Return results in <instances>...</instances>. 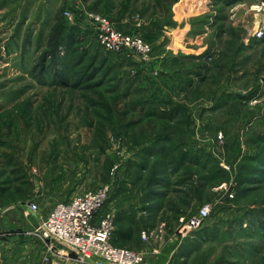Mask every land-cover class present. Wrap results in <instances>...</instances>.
<instances>
[{
	"label": "rangeland",
	"instance_id": "rangeland-1",
	"mask_svg": "<svg viewBox=\"0 0 264 264\" xmlns=\"http://www.w3.org/2000/svg\"><path fill=\"white\" fill-rule=\"evenodd\" d=\"M256 3L0 0V209L109 187L101 214L115 231L130 209L158 256L172 239L179 264H264ZM88 13L140 39L147 58L108 49ZM114 245L145 263L135 242Z\"/></svg>",
	"mask_w": 264,
	"mask_h": 264
},
{
	"label": "built area",
	"instance_id": "built-area-1",
	"mask_svg": "<svg viewBox=\"0 0 264 264\" xmlns=\"http://www.w3.org/2000/svg\"><path fill=\"white\" fill-rule=\"evenodd\" d=\"M253 11L260 15V19L252 36L262 39L264 0H257ZM87 19L94 26L100 42L108 49L120 51L135 48L143 59L147 58L149 48L140 39L133 40L129 36L115 32L109 20L100 14L88 13ZM109 193V187H103L59 201L38 226L27 234L35 241L43 243L46 250L51 253L55 243L63 244L81 264H142L141 253L117 247L112 243L113 217L109 212L101 214ZM28 210L36 214L39 209L35 203H29ZM209 211L208 206L201 209L199 216L193 217L191 222L198 225L209 215ZM143 237L146 235L143 234ZM50 264L59 263L51 261Z\"/></svg>",
	"mask_w": 264,
	"mask_h": 264
},
{
	"label": "crops",
	"instance_id": "crops-1",
	"mask_svg": "<svg viewBox=\"0 0 264 264\" xmlns=\"http://www.w3.org/2000/svg\"><path fill=\"white\" fill-rule=\"evenodd\" d=\"M74 193L75 192L72 191L71 195L73 196ZM69 194V191H67L64 194L59 195L63 198L60 199L61 197L55 194L41 193L36 196H32L29 199H24L25 202L21 203L22 205L20 206L1 205L2 209L0 210V264H50L51 261L58 262L59 264H81L74 258V254L69 251L63 244L55 243V246L53 245L54 251L51 253L46 250V246L43 243L35 241L32 237L27 234V232L34 230L38 226L41 220L47 216L49 211L57 202H59V200L63 201L73 198L72 196L67 197L68 199L64 198ZM159 194L162 195L163 192ZM35 201H51V204H36L39 210L38 213L34 214L28 210V204L34 203ZM145 211L147 216L144 217H155L159 213V210L158 212H150L149 210L145 209ZM124 213V222L121 224L116 223L115 231H113V244L114 241L122 242L125 244L135 242L137 246L139 245V248L143 247L147 255L145 257L144 264H176L177 261H179L177 263L179 264L181 263V261H183L180 255L177 256V254L172 251L176 248V245L175 241H173L171 238H169L171 239L169 241L170 250L158 256L159 253L156 254L155 251L157 250L156 246L151 245L152 241L143 240L141 238V234L145 229L142 228L139 232L133 231L131 225L134 226L136 221L133 219V214H131L132 212H130V209H125ZM161 213H163V211H161ZM150 225L152 224L148 222L147 226ZM180 244L181 243L179 242L178 246ZM45 258H47V260Z\"/></svg>",
	"mask_w": 264,
	"mask_h": 264
},
{
	"label": "trees",
	"instance_id": "trees-1",
	"mask_svg": "<svg viewBox=\"0 0 264 264\" xmlns=\"http://www.w3.org/2000/svg\"><path fill=\"white\" fill-rule=\"evenodd\" d=\"M155 179H158L157 177ZM113 243V242H112Z\"/></svg>",
	"mask_w": 264,
	"mask_h": 264
}]
</instances>
